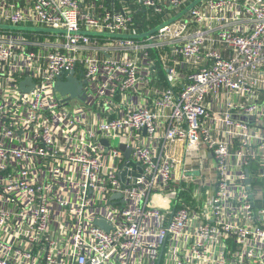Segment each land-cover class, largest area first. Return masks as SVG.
Here are the masks:
<instances>
[{"label":"built area","instance_id":"built-area-1","mask_svg":"<svg viewBox=\"0 0 264 264\" xmlns=\"http://www.w3.org/2000/svg\"><path fill=\"white\" fill-rule=\"evenodd\" d=\"M116 1L0 0V24L49 29L0 27V264H264V0H199L140 38ZM150 51L167 84L137 100ZM71 70L83 100L54 86ZM177 142L213 160L198 211L173 184Z\"/></svg>","mask_w":264,"mask_h":264},{"label":"crops","instance_id":"crops-1","mask_svg":"<svg viewBox=\"0 0 264 264\" xmlns=\"http://www.w3.org/2000/svg\"><path fill=\"white\" fill-rule=\"evenodd\" d=\"M190 1L192 2L193 0ZM109 5H111V0H82L83 7L89 8L98 13H102ZM115 6H124L131 9L134 13V22H143L141 27L142 29L140 30L141 32L135 35L136 38L144 37L140 35L162 24L170 18H173L178 12L181 11V9L178 10L173 8H164L162 12L153 14L151 13L150 9L146 8L145 6L129 0H125L123 2L116 1ZM91 35L103 37L107 34L96 32V34ZM164 52H166V55H168V64L173 65L176 64V61H182L180 56L173 54L171 55L169 50L166 49ZM131 56H133V53H131ZM150 59H154L151 73L149 74V79L145 83L140 84L139 96L141 97L137 100L148 99L156 91L162 90L167 84L164 66L157 59V56L153 51H150L149 53V60ZM140 61H142V59H140ZM179 64L180 63H177V87L180 86L181 82L193 70V64L190 62L183 63L182 67H180ZM186 148H188V152L185 150ZM167 151L173 154L177 159V164L175 167V181L173 182L175 189L179 191L180 197L185 200V203L188 205L189 209L198 211L199 205L206 201L208 196L212 193V187L216 176L215 169L213 167V160L207 158L202 162V164H199V155L201 154L199 148L194 149L190 144L186 145L185 143L180 142L171 144ZM203 164L206 165L205 168H202ZM182 169L190 170L188 173L185 172L184 178L180 177ZM195 194L196 196H194Z\"/></svg>","mask_w":264,"mask_h":264},{"label":"water","instance_id":"water-1","mask_svg":"<svg viewBox=\"0 0 264 264\" xmlns=\"http://www.w3.org/2000/svg\"><path fill=\"white\" fill-rule=\"evenodd\" d=\"M197 2H199V0H193L191 3H189L188 5H186L180 12H178L173 18H170L169 20L163 22L164 23H168L171 22L172 20L178 18L180 15H182L183 13H185L190 7H192L193 5H195ZM160 24V25H162ZM160 25L152 28L151 30L141 34L140 36H147L149 33L155 31ZM0 27L2 28H10V29H24V30H28V29H32V30H37V31H49V29L47 28H39V27H29V26H13V25H8V24H0ZM88 34H96V32H87ZM98 34V33H97ZM112 35H116V36H129L127 34H112ZM73 71L71 70L69 75L67 76L66 80H57L54 83L55 88L61 93V94H69V97H78L79 99L83 100L84 99V95L81 93L82 91V83L79 82L74 76H73ZM31 80L29 79V81H22L20 82V85L23 86V84L25 82H30ZM31 83V82H30ZM24 91H27V88L22 89ZM107 143V142H105ZM121 149L124 150L125 152V156H128L129 154V148H126L125 145H120ZM246 172L248 173V169H246ZM250 179L249 177H247L246 182L249 183ZM96 223L98 225H100L101 227L108 229L107 225H105L103 220H97Z\"/></svg>","mask_w":264,"mask_h":264},{"label":"rangeland","instance_id":"rangeland-1","mask_svg":"<svg viewBox=\"0 0 264 264\" xmlns=\"http://www.w3.org/2000/svg\"><path fill=\"white\" fill-rule=\"evenodd\" d=\"M191 3V2H190ZM188 5V4H187ZM117 142V140L116 139H113L112 140V143H116ZM209 163H210V161H209ZM206 167V165L205 164H203V166H202V168H205Z\"/></svg>","mask_w":264,"mask_h":264}]
</instances>
